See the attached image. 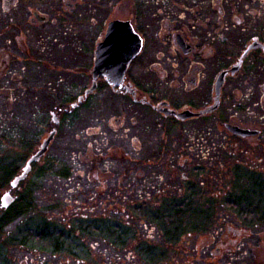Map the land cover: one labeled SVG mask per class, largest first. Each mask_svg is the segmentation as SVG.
<instances>
[{"label": "flooded vegetation", "instance_id": "obj_1", "mask_svg": "<svg viewBox=\"0 0 264 264\" xmlns=\"http://www.w3.org/2000/svg\"><path fill=\"white\" fill-rule=\"evenodd\" d=\"M113 23L118 25L116 42L121 54L134 56L123 82L115 88L105 77L94 76L97 51ZM91 36L94 39L88 43ZM78 44L83 46L81 50ZM41 88L52 91L53 97L44 100ZM25 91L43 94L34 105L51 109V125L44 137L45 121L40 114L25 121L18 140L24 153L23 167L17 173L42 149L51 133H57L46 155L32 164L31 173L20 186L33 175L35 184H42L43 173L50 174L51 184L53 179L60 182L77 175L97 184L90 200L101 199L114 188L120 192L122 182L118 188L106 181L112 167L107 158L111 153H124L133 164L130 185L136 203L156 202L154 196L159 199L170 183L168 173L164 170L161 174L157 167L162 158L167 161V151L151 150L144 143L150 139L149 132H161L160 127L165 137L174 129L182 130L184 141L188 140L182 153L196 151L193 147L197 144L202 146L203 162L191 167L194 172H202L206 161L214 166L220 150H228L231 143L222 147L220 141L229 137L251 145L254 156L247 168L258 167L255 171L263 173L264 0H0L1 103L11 105L16 101L13 94ZM107 94L120 99L118 106H109ZM25 105L33 108L32 102ZM186 113L193 116L184 118ZM134 115L154 121L139 125L129 121ZM82 117L88 128L89 164L80 167V174L78 168L56 173L57 162L49 158V152L60 128L65 125L71 130ZM230 126L256 134L243 137ZM1 130L8 132L4 127ZM9 135L13 142L16 138L10 127ZM108 138L128 142L131 148H106ZM146 156L160 164L150 167V182L140 171L141 165L146 168ZM184 179L185 188L188 184L191 187L188 195L187 188L181 189L185 196L181 202L193 204L191 199L196 195L205 197L202 191L193 194L195 184ZM260 184L264 186V182ZM17 191H13L16 201ZM138 207L137 214L141 211ZM262 256L260 264H264V241Z\"/></svg>", "mask_w": 264, "mask_h": 264}, {"label": "rangeland", "instance_id": "obj_2", "mask_svg": "<svg viewBox=\"0 0 264 264\" xmlns=\"http://www.w3.org/2000/svg\"><path fill=\"white\" fill-rule=\"evenodd\" d=\"M101 14L102 12H100V16ZM81 38L77 39L83 41ZM93 39L91 36L88 43ZM82 47L81 44H78L79 50ZM41 89L44 95L40 92L35 93V91L14 93L13 97L16 101L11 105L1 103L4 98L0 96V118L2 120H0V161L3 164H16L19 170L23 167L24 153L18 140L22 137L21 132L25 127V121L30 117L35 118L40 114L45 121L44 137L48 134L47 128L51 125L49 115L51 109L47 110L44 104H40L39 107L34 104L42 95L46 100L47 98L51 99L54 93L45 88ZM58 94L60 95L61 92L58 91ZM105 99L109 106H118L120 102V99L114 98L110 94H107ZM26 102H32L33 108H26ZM143 117L146 116L134 115L129 121L135 120L140 125L142 121L153 120L150 117L142 120ZM83 119L82 117L81 121L78 120L79 122L71 130L65 125L61 126L60 134L49 152V158L57 162L56 173L59 171L62 173L72 168L81 171L83 168L80 167L89 164L87 154L90 153L86 141L88 128L86 129L85 123L83 124ZM2 127L8 132L4 133V130H1ZM9 127L12 128L16 138L12 140L13 142L9 141V137H11ZM160 128L161 132L156 130L149 132L150 139L144 144L151 150L166 148L167 161L162 158L160 165L155 163L151 156H146V168L142 165L140 167V171L145 174L146 182L153 180L152 174L148 172L153 164L160 165L157 167L161 174L165 170L169 175L168 190L161 193L159 199L154 196L156 202L136 203L130 185L133 164L131 157H125L124 153L115 155L111 153V157L107 158V160L110 159L111 164H108L112 167L108 169L111 174L106 176V181L112 187L118 188V183L122 182L119 188L120 192L114 191L116 190L114 188L111 193L101 199L90 200L97 184L86 178L76 175L72 179L61 178L60 182L53 179L51 184L49 183L50 174L43 173V177L45 176L43 183L39 182L36 185L33 175L16 192L18 200L24 202L22 197H29L31 194L27 199H30L28 202H31L32 207L29 210L26 209L28 213L7 225L2 232L0 231V264H150V261L157 264H260L263 260L264 241V222L261 219V214L249 215L246 204L241 203V206H237L232 201L233 196L240 195L243 187L253 191L251 190L253 187L252 184L250 185V177L255 175L259 181H264V172L255 171L258 167H250L252 169L250 171L248 170L250 168H247L254 156L253 149L250 148L251 145L236 139L234 141L229 137L225 140H221V138L222 147L231 142L227 147L228 150H220V157L214 166H212L213 163H210L209 166L206 161L202 172H194V168L192 170L191 167L203 162V158L200 156L204 151L201 149L202 146L197 144L193 147L196 151L182 153L184 143H188V140L184 141L185 136L182 135V130L174 129L168 137H165L163 135L165 130L163 127ZM14 142L16 145L13 144ZM193 143L195 144V142ZM114 147L130 149L131 145L128 142L111 141L108 138L106 148ZM206 147V145L203 146V148ZM202 154L204 159L210 160L207 154ZM187 160L188 163H186ZM49 168L51 167H46V169ZM80 173H83V170L77 174ZM184 176L188 178L190 184L192 182L195 184L191 191L193 194L196 195L202 191L201 195L205 196L198 198L196 195V198L191 199L193 201L192 210L208 211V216L212 217L208 218V223H206L207 218L203 217L196 222L189 220L187 224L185 223V234L178 241L168 242L164 237L163 230L171 226V219L168 217L156 218L155 212L161 208L163 210L164 201L166 203L172 201L176 204L185 199L181 189L187 188L188 195L191 186L188 184V187L185 188ZM70 180L75 181V184H69ZM139 181L141 183L143 179L141 178ZM201 182L204 185L201 186ZM111 186H109V190ZM237 186L240 189H236ZM0 188L2 189L0 190L1 198L9 187ZM88 189L91 191H87ZM137 206L141 210L138 214L136 213ZM177 207L178 204L175 208ZM16 209L18 210L17 204L10 209L9 216ZM3 214L4 212L0 213V220L3 219ZM101 220H104L102 224L111 221L113 224H120L129 230L120 244L123 251H119L111 245L113 239L117 241L115 237H105L106 234H102L104 232H101L98 227ZM43 221L55 225L60 231L67 234L71 232L72 237L68 241L69 245L63 247L61 254H51L53 247L50 242L42 241L39 238L41 233L34 236L35 228L38 231V226H43L41 225ZM28 225L32 230L26 231L25 226ZM160 226L162 230H160ZM124 241L127 242V247L124 245ZM147 246L158 249L155 250L154 257H151L155 261L151 258L145 259L144 255L140 256L145 253V250H148ZM219 248H222L220 252Z\"/></svg>", "mask_w": 264, "mask_h": 264}, {"label": "trees", "instance_id": "obj_3", "mask_svg": "<svg viewBox=\"0 0 264 264\" xmlns=\"http://www.w3.org/2000/svg\"><path fill=\"white\" fill-rule=\"evenodd\" d=\"M18 169L19 168L17 167V165L10 164V166H8L6 164L0 163V187H3V185L7 186V184H9L13 176L18 174L16 172ZM251 184H252V187L255 188L256 190L252 188L253 191H250L245 188V190L243 191L241 190V193L238 197L233 196L232 201H234L233 203H236L237 206L238 205L241 206V203H243L244 205L246 204L247 213H249V215L254 216L255 214H261L262 218H264L263 216L264 214V186L261 185L260 183L256 184L255 181H254V184L253 182H251ZM0 190L2 189L0 188ZM30 196L31 195L29 194V197H25V198L22 197V199H24L25 202L23 200L22 201L18 200L16 202L18 206V210L16 209L15 212L11 216H9V211H10L9 210L8 213L5 214L6 216H4L2 220H0V231L1 232L4 230V228L7 225H9L10 223H13L14 220L18 219L23 214L28 213L27 211L30 209V207H32L31 202H28L30 201V199H27V198H30ZM180 203L175 204V203H172V201H170V203H166L163 206V210L161 208L155 212L156 218L163 219L164 217H168L171 219L170 221L172 222L171 226L169 228H165V229L163 228L164 229L163 231L165 233L164 237L168 242H173L175 240L178 241L180 237L183 234H185L186 232L185 223L187 224L189 220H191L192 222H196V221H200L201 217H203V218H207L206 223H208L209 221L208 218L212 217V216H208L207 212H204L202 214V211L201 212L199 211L201 213L200 214L198 210L193 211L192 202H190L191 204L187 203L186 205L184 204L185 203L184 201ZM16 204H14V206H16ZM177 204H178V207L175 208ZM13 207H11V209ZM102 223H103V220L100 221V224L98 226L100 227L101 232H104L102 234H106L105 237H115L117 241H114L113 239L111 245L117 248L119 251H123V247H120V244L123 242L122 239H124V236H127L126 232H129V230L125 228V226H122L116 223L113 224L111 221H106L105 224H102ZM41 225L43 226L39 225L38 231L35 228L36 232H34V236L35 235L37 236L38 233H41L40 237L39 236L38 237L42 241L50 242V244L53 247V251L51 254H54V255L61 254L63 247L65 245H69L68 241L72 237L71 232L70 233L68 232L67 234L62 230L60 231L58 227H56L53 224L51 225L49 222L43 221ZM29 226L30 225L25 226L26 231L32 230ZM160 230H162L161 226H160ZM124 242H125L124 245L126 246L127 242L126 241ZM146 248H148V246ZM155 250H158V249L156 248L152 249L149 247L148 250H145V253L140 254V256L144 255L146 256L145 259H150L151 257H154ZM150 262H151L150 264H157L156 262H153V261H150Z\"/></svg>", "mask_w": 264, "mask_h": 264}, {"label": "water", "instance_id": "obj_4", "mask_svg": "<svg viewBox=\"0 0 264 264\" xmlns=\"http://www.w3.org/2000/svg\"><path fill=\"white\" fill-rule=\"evenodd\" d=\"M117 26H118L117 23H113L110 26L107 40L105 41V43H103L99 47L97 51V59H96L95 70H94L95 77H98V76L105 77L108 83L112 85L114 88L119 86L123 82L127 69L129 67V64L131 63L134 57L133 55L125 56L121 54L118 48V44L116 42ZM139 49H140V46H139ZM182 116H184L185 118V117H191L193 115L186 113V114H183ZM229 128L235 133L242 135L243 137L255 134V132L241 130L233 126H230ZM56 133H57L56 131H53L51 133L49 138L44 142L40 152H38L28 162L22 174L13 180V182L11 183V188L13 190L16 189L22 181L26 180L29 173L31 172L32 164L34 162H38L47 153L52 141L55 139ZM13 202H14V199L11 195V192H8L2 198L1 208L8 209L12 205Z\"/></svg>", "mask_w": 264, "mask_h": 264}]
</instances>
